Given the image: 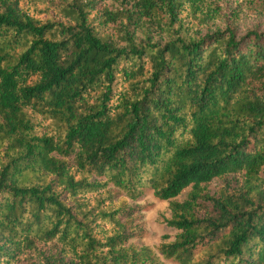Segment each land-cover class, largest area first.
<instances>
[{
  "label": "trees",
  "instance_id": "1",
  "mask_svg": "<svg viewBox=\"0 0 264 264\" xmlns=\"http://www.w3.org/2000/svg\"><path fill=\"white\" fill-rule=\"evenodd\" d=\"M230 17L0 0V264H264V31ZM144 189L178 230L156 247L130 242Z\"/></svg>",
  "mask_w": 264,
  "mask_h": 264
},
{
  "label": "rangeland",
  "instance_id": "2",
  "mask_svg": "<svg viewBox=\"0 0 264 264\" xmlns=\"http://www.w3.org/2000/svg\"><path fill=\"white\" fill-rule=\"evenodd\" d=\"M222 3L225 12L228 15L232 14L225 23L228 22L240 36L252 29L264 31V0H222ZM240 182V174H229L222 179H213L205 187L209 195H216L223 186L234 188L239 186ZM189 190V188L184 189L175 200H185ZM128 207L133 210L132 225L140 229L139 234L130 239L131 243L137 246L156 247L162 242L173 240L178 233V230L168 227L165 223V219L170 217L168 201L155 198L150 189H144L143 194L136 201H129ZM163 263L177 264L165 260Z\"/></svg>",
  "mask_w": 264,
  "mask_h": 264
}]
</instances>
